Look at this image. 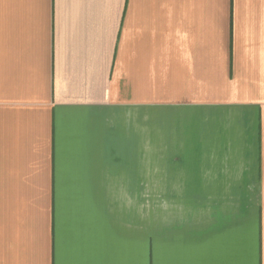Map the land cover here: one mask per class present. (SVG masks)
Segmentation results:
<instances>
[{
	"label": "crops",
	"instance_id": "obj_1",
	"mask_svg": "<svg viewBox=\"0 0 264 264\" xmlns=\"http://www.w3.org/2000/svg\"><path fill=\"white\" fill-rule=\"evenodd\" d=\"M0 264H264V0H0Z\"/></svg>",
	"mask_w": 264,
	"mask_h": 264
},
{
	"label": "rangeland",
	"instance_id": "obj_2",
	"mask_svg": "<svg viewBox=\"0 0 264 264\" xmlns=\"http://www.w3.org/2000/svg\"><path fill=\"white\" fill-rule=\"evenodd\" d=\"M153 150H155V149H154L153 145H151V152H150V154H151V164L154 163V164L157 165V162H156V160H157V154ZM158 173H159L158 168L156 166L155 167L151 166V168H150V177H151V181H150V191H151V193H155V194H157L158 193V190H159L158 189V184H157V181H158ZM155 197H156L155 195H151V200H150V202H151V208L157 207V199ZM150 218L151 219H154L155 216H151Z\"/></svg>",
	"mask_w": 264,
	"mask_h": 264
}]
</instances>
